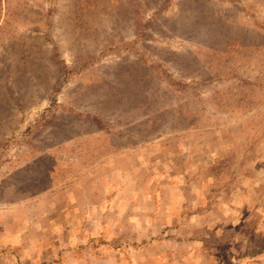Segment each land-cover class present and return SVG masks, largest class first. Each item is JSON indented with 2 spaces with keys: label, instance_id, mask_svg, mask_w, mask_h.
I'll return each instance as SVG.
<instances>
[{
  "label": "rangeland",
  "instance_id": "rangeland-1",
  "mask_svg": "<svg viewBox=\"0 0 264 264\" xmlns=\"http://www.w3.org/2000/svg\"><path fill=\"white\" fill-rule=\"evenodd\" d=\"M0 264H264V0H0Z\"/></svg>",
  "mask_w": 264,
  "mask_h": 264
}]
</instances>
